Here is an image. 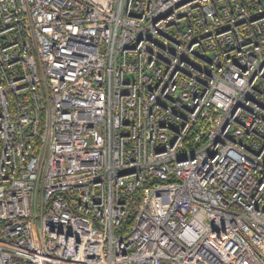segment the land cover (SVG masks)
Here are the masks:
<instances>
[{
	"label": "built area",
	"instance_id": "built-area-1",
	"mask_svg": "<svg viewBox=\"0 0 264 264\" xmlns=\"http://www.w3.org/2000/svg\"><path fill=\"white\" fill-rule=\"evenodd\" d=\"M0 264H264V0H0Z\"/></svg>",
	"mask_w": 264,
	"mask_h": 264
},
{
	"label": "trees",
	"instance_id": "trees-1",
	"mask_svg": "<svg viewBox=\"0 0 264 264\" xmlns=\"http://www.w3.org/2000/svg\"><path fill=\"white\" fill-rule=\"evenodd\" d=\"M133 204V203H132Z\"/></svg>",
	"mask_w": 264,
	"mask_h": 264
}]
</instances>
